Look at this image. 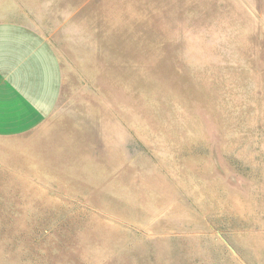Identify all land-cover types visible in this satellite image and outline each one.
Returning <instances> with one entry per match:
<instances>
[{"label": "rangeland", "instance_id": "374dc122", "mask_svg": "<svg viewBox=\"0 0 264 264\" xmlns=\"http://www.w3.org/2000/svg\"><path fill=\"white\" fill-rule=\"evenodd\" d=\"M0 20L62 68L44 124L0 140V264H264V0H0Z\"/></svg>", "mask_w": 264, "mask_h": 264}, {"label": "crops", "instance_id": "0c3cea01", "mask_svg": "<svg viewBox=\"0 0 264 264\" xmlns=\"http://www.w3.org/2000/svg\"><path fill=\"white\" fill-rule=\"evenodd\" d=\"M61 89L60 59L44 35L29 24L0 20V140L34 135ZM12 152L35 154L32 145Z\"/></svg>", "mask_w": 264, "mask_h": 264}]
</instances>
